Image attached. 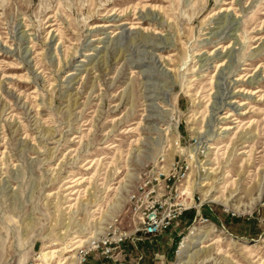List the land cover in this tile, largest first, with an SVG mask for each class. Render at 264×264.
I'll list each match as a JSON object with an SVG mask.
<instances>
[{"label": "rangeland", "instance_id": "1", "mask_svg": "<svg viewBox=\"0 0 264 264\" xmlns=\"http://www.w3.org/2000/svg\"><path fill=\"white\" fill-rule=\"evenodd\" d=\"M0 264H264V0H0Z\"/></svg>", "mask_w": 264, "mask_h": 264}, {"label": "built area", "instance_id": "2", "mask_svg": "<svg viewBox=\"0 0 264 264\" xmlns=\"http://www.w3.org/2000/svg\"><path fill=\"white\" fill-rule=\"evenodd\" d=\"M189 207L191 206L183 205L179 208V210L175 212H172L170 210L169 212L164 213L162 216H160L157 208L152 210V213L147 215L149 219L147 225L143 227L145 237H150L162 232L166 227H168L172 223L173 219L183 214V212ZM107 248L110 249L109 247Z\"/></svg>", "mask_w": 264, "mask_h": 264}, {"label": "bare ground", "instance_id": "3", "mask_svg": "<svg viewBox=\"0 0 264 264\" xmlns=\"http://www.w3.org/2000/svg\"><path fill=\"white\" fill-rule=\"evenodd\" d=\"M229 11H230V10H229ZM106 26H109V25H106ZM239 91H242V92H243V91H246V89L243 88V89H240ZM246 93H249L248 90L246 91ZM254 93H255V92H254ZM254 93H253V94H254ZM149 96H150V95H149ZM233 102H234L233 105H232V104H229V105L232 106L233 109L230 108V111L228 112V114H227L226 116H223V118H227L228 116H231L232 114H236V112H234V108H235V110H236V109L238 110V109L240 108L241 105H243L244 103H246V102H244V101L239 103V102H237V100H234ZM236 103H237V104H236ZM236 121H238V120H236ZM231 127H233V126L225 125V127H223V128L221 127V128L225 131V130H229V129H231ZM210 147L213 148V147H215V146H214V145H210L209 148H210ZM260 186H261V185H260ZM260 193H261V192H260ZM198 225H199V224H197V223H193V224L190 226V227H191V230H190L191 233H190V234H193V235H194V232L196 231L195 229H196V228H199ZM205 232H206V231H205ZM191 236H192V235H190L189 237L191 238ZM205 241H206V240H205ZM201 242H204V240L201 241ZM203 246H208V245H203ZM75 247H76V246H75ZM53 251L56 252V250H49V251H45L44 253L46 254V253L53 252ZM206 260H207V259H206Z\"/></svg>", "mask_w": 264, "mask_h": 264}]
</instances>
